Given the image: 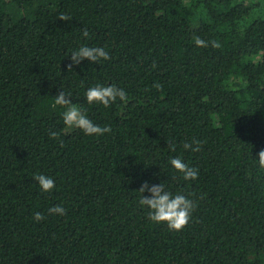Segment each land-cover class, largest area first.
<instances>
[{
  "label": "trees",
  "instance_id": "trees-1",
  "mask_svg": "<svg viewBox=\"0 0 264 264\" xmlns=\"http://www.w3.org/2000/svg\"><path fill=\"white\" fill-rule=\"evenodd\" d=\"M83 46L111 59L73 64ZM97 85L127 99L89 104ZM61 91L111 131L69 132ZM261 150L264 0H0V264H264ZM144 183L195 204L184 229L149 219Z\"/></svg>",
  "mask_w": 264,
  "mask_h": 264
},
{
  "label": "clouds",
  "instance_id": "clouds-1",
  "mask_svg": "<svg viewBox=\"0 0 264 264\" xmlns=\"http://www.w3.org/2000/svg\"><path fill=\"white\" fill-rule=\"evenodd\" d=\"M61 20H70L71 18L67 15L61 14L59 16ZM82 35L88 37L89 33L87 29L82 30ZM198 47H206L207 43L196 38L195 41ZM214 47H219L215 42H212ZM73 64L79 65L82 60L87 59L90 63H99L101 60L111 59L108 51L103 47H89L83 46L79 50L73 51L70 55ZM72 69V65H69V70ZM159 88V85H155ZM86 100L89 104L99 103L105 107H109L112 103H115L117 98L120 101H125L127 95L124 89L117 88L115 85L111 86H100L90 87L86 93ZM71 93H64L61 91L57 97H55V104L65 107L67 110L63 113L64 124L68 128H77L83 131L86 135H102L111 131L110 127H101L95 125L86 115L83 114L82 110L73 104L71 100ZM58 133H51L52 139H58ZM197 147L192 148V145L185 143L184 149H192V151L199 150V141H193ZM172 151H175V145H169ZM259 166L264 168V150L258 153ZM172 167L183 174L185 180H195L198 178V170L196 168L188 166L182 161L181 158L176 157L170 160ZM34 179L38 182V185L43 192H50L55 188V182L52 178L46 175H37ZM141 193L139 203L141 206H146L149 209L148 217L154 223H166L169 230L181 231L184 229L190 219L191 213L195 209V204L184 195H173L171 192L165 190V186L161 183L159 185H152L149 187L147 183H144L138 190ZM148 191L151 193L150 197H145L143 193ZM49 214L65 215V209L61 205H56L49 209ZM45 219L42 213H35L34 220L40 222Z\"/></svg>",
  "mask_w": 264,
  "mask_h": 264
},
{
  "label": "rangeland",
  "instance_id": "rangeland-1",
  "mask_svg": "<svg viewBox=\"0 0 264 264\" xmlns=\"http://www.w3.org/2000/svg\"><path fill=\"white\" fill-rule=\"evenodd\" d=\"M68 131H69V132H71L72 130H71V129H69Z\"/></svg>",
  "mask_w": 264,
  "mask_h": 264
}]
</instances>
